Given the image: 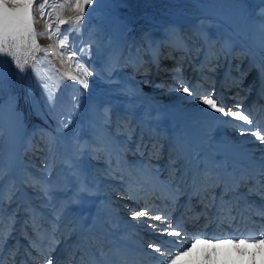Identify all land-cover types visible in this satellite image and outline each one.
Instances as JSON below:
<instances>
[{
    "label": "bare ground",
    "instance_id": "1",
    "mask_svg": "<svg viewBox=\"0 0 264 264\" xmlns=\"http://www.w3.org/2000/svg\"><path fill=\"white\" fill-rule=\"evenodd\" d=\"M234 6L229 5L225 9L214 8V6L209 12L228 20L227 23L232 30H240L241 32L237 33L243 37L245 43L241 42L236 37V33L233 34L230 29H226L227 32L216 39L213 32L203 29L204 21L183 15L179 10L172 12L171 16H167L171 18V21H174L173 23L169 24L166 20V24L157 25V34H145V31L141 33L146 42V49L149 51V55H152L151 62L154 64L150 76L142 75L137 79L140 84L139 92L146 96L155 81L164 82V80L160 82V76L154 73L157 69L159 72L168 69L165 79L167 78V82L176 89L173 92L167 91L170 92L167 104L160 107H167L165 113L156 106L142 107L138 110L132 107L128 112L135 121L133 127H137V132L139 131L140 135L145 134L148 141L149 139H168L170 142H175L174 145L180 149L183 162L177 167L179 171L175 173L176 167L169 165L163 168L167 171H165L166 175L173 178L175 187L168 180L162 178L157 173L158 170L152 171L156 165L160 167V164L151 157L155 154L153 148L149 151L146 150V147L141 149V145L138 143L131 145L126 143L127 149L135 157H128L131 163L128 162L119 143L113 142V137L109 133L107 125L102 122L98 109H92V120L103 127L116 150L110 166L105 160L104 167L105 169L110 167L112 175L116 179L117 174H124L121 181L127 182L128 185L121 186L117 183V185L99 186L98 174L93 172L95 164L90 160L91 157L88 154L91 149L96 154L99 151L98 145L96 143L90 145L89 138L85 137L77 150H70L69 152L71 154L70 159L85 170L83 175L87 177L89 184L87 190L78 184H74L73 187L74 190L76 189L74 201L86 212V216H81L78 209H65L61 203L56 210L61 214L59 218L62 220H57L61 221L60 224H63V227H58L55 224L56 221L48 213L43 214L31 204V207H28L31 198L37 199L41 205L44 202L41 198L36 197L37 194L31 193L28 196L25 193L26 190L23 185L25 182L32 186L36 183L39 184L37 179L33 177L34 175H29L28 180L22 182L24 176H22V170L19 169L18 163H20L23 144H30L28 133L26 136L22 133L25 130L24 116L16 111V101L13 99L0 105V125L6 129L9 137L13 140L11 156L8 161V172L10 177L13 175L15 180L19 182L18 188L23 194L22 196L20 194V200L10 202L6 210L7 198L1 192L4 200V214L3 229L0 235L3 238L6 235L9 237V225H11V229L15 226V229L11 239L9 238L7 241H4L3 238L0 239V260L8 257L9 264L14 262H17L15 264L26 262L28 264L32 258L33 260L36 258L43 260L41 251H46L49 245H52L56 249L53 256L60 264H65L68 260L66 257L68 252L74 255L71 264H82L83 262L84 264H95L91 256L86 255V258L85 255H82V251H78V241L84 238L81 237L83 233L85 234V226L92 224L94 229L91 228V232L95 233V237L92 238L91 243H95L94 245L98 247L99 243L96 241L99 238H104V241L101 242L104 243L103 247H108L109 264H141V262L142 264H155L153 256L149 255L152 250L147 248L148 244L175 238L160 237L153 234L150 230H145L146 225L138 224L129 217L131 209L128 208V204L132 197L129 199L127 195L123 194L125 190H120L122 187L131 186L134 188L138 182L141 183L139 187L143 186L149 200L151 197H156L159 199L158 204L164 206L165 212L167 208L170 211H175V214L171 216L175 221L182 226H190L187 228L189 236L194 233L206 232L208 237L232 238L233 235H239L245 231H247V235L248 233L253 234V230L259 233V230L264 227V217L257 214L264 210V188L260 187V162L254 157L261 158L264 154V144L255 141L251 135L241 136L233 124L225 123V120L230 118L212 119L202 111L205 106L199 102L198 95L194 98L180 91L181 86L188 85L199 94L207 91V86L212 85L219 101L224 106L229 104L228 107L235 109L231 104L237 103L238 92L244 91L236 89L237 83L242 80V76L240 74L236 79L234 73L230 72L233 66L232 58L238 59L240 55L242 56V51L247 50L249 60L240 62L241 66L238 69L239 72H242L251 64L256 66L258 70H254L252 80L255 76L259 77L260 80L257 81L252 96L257 93L258 85L264 78V20L253 17L249 3H245L241 12H239L240 10L235 11L236 7L234 8ZM184 30H188L191 37L182 38L181 35ZM178 41L180 44L177 43ZM200 53L201 55H199ZM166 56H171V59L167 60L168 62L164 58ZM140 62L142 61L140 60ZM193 69V73L187 76V71ZM206 70L207 72H204ZM209 71L217 73L213 74ZM212 81L213 84H211ZM202 84L204 85L202 86ZM229 86L231 90L229 89V93L226 94L231 95L232 98L226 99L223 90ZM161 92L164 90L160 89L157 95H161ZM248 100H243V105ZM185 108L190 110V115L181 116L179 110L182 112ZM113 125H115V121ZM16 132L20 135V140L17 139ZM145 146H148V142ZM42 156L44 157V154ZM221 171L222 174L219 176L218 172L221 173ZM132 175L135 176L134 179ZM8 178H5V181ZM215 183H219V186L217 185L216 190H210ZM44 188L42 185L40 190ZM132 196L134 195L132 194ZM42 197L45 198V194ZM151 200L154 201L155 198ZM102 209L107 211L110 209L111 212L104 215ZM16 210L18 211L15 212ZM170 211L166 213L169 216L171 215ZM28 222L31 223L29 226H27ZM42 226L46 227V231L43 232L44 242L37 243L39 234L36 235V233L38 227ZM116 226L122 228L123 235L119 236V234L117 235L118 232L114 233L117 230ZM135 237L138 242H136ZM197 238L206 237L197 236ZM239 238L243 239L245 236L239 235ZM29 239L32 240L29 243L30 246L25 248L24 242ZM126 242L134 244V246H129ZM189 242L191 241L186 243ZM172 247L175 249L177 245ZM17 251L18 254L14 256ZM78 253L80 255L76 260L75 255ZM17 256L19 259H14Z\"/></svg>",
    "mask_w": 264,
    "mask_h": 264
},
{
    "label": "rangeland",
    "instance_id": "2",
    "mask_svg": "<svg viewBox=\"0 0 264 264\" xmlns=\"http://www.w3.org/2000/svg\"><path fill=\"white\" fill-rule=\"evenodd\" d=\"M74 3L75 0H46L44 7L41 9L34 2L32 9L33 28L35 30L36 44L38 49L41 50L32 47L31 34L26 38V43L23 41L19 42L18 50H14L13 55L4 56V80L2 86H0V105H3L6 101L11 99L16 101V111L24 116L23 125L25 126V130H23L22 133H24L25 136L26 133H28L27 136L30 139V144H23L20 163H18L19 169L22 170V176H24L23 181H21L24 183L28 180L29 175H34L33 177L37 179L39 184L36 183V186H32L25 182L23 184L26 190L25 193L28 196L31 193L37 194L36 197L41 198L44 204L41 205L37 199L33 200L31 198V203H28V207L31 204V206L37 208L43 214L46 215L48 213L51 218L56 221L55 224L58 227H63V224H60L61 221L57 220H62L59 218L61 214L56 210L61 203L62 207L65 209H78L81 216H86V212L74 201L76 189L74 190L73 187L74 184H78L81 188L87 190L89 184L87 182V177L83 175L85 170H83L81 166H77V164L70 159L71 154L69 152L70 150H77L85 137L89 138L90 145L91 143H96L98 145L99 151L96 154L92 149L88 154L91 157L90 160L95 164L93 172H95L96 175L98 174L100 187H104L107 184L117 185V183L121 186L124 184H126V186L128 185L127 182L124 183L121 181L124 174H117L116 179L112 175L111 168L105 169L104 167L105 160L109 163L108 166H110L113 161L116 151L113 145L114 141L119 143V146L123 152H125V157L127 156V161L130 163L131 161L128 157H135L132 156L129 149H127L128 146H126V143L130 145L138 143L141 145V149L146 147V150L149 151L153 148L155 154L151 157L156 163L160 164V167L156 165L155 168H152V171L158 170L157 173L175 187L173 178L170 177V175H166L167 171L163 170V168L169 165L170 167H176L175 173L179 171L177 167L183 162L180 149L178 146L174 145L175 142H170L168 139H149L148 141L145 134L140 135L139 131L137 132V127H133L135 121L128 112L132 107L138 110L142 107L147 108V106H156L159 109L161 106L167 104L169 99L168 95L170 93L167 91L173 92V90L176 89L167 82V78L165 79V74L168 69H164L161 72L157 69L154 73L160 76V82L163 80L164 82L158 83L155 81V83L152 84L150 92L146 94V96L144 94L141 95L139 92L140 84L137 79L139 76L142 77V75L150 76L154 64L151 62L152 55H149V51L146 49V42L141 33L145 31V34H157V25H160V23L166 24V20L169 24L173 23L174 21H171V18L167 16H171L172 12H178L179 10L183 15H188L190 18H197V20H201L202 22L204 21L202 25L203 29L213 32L216 39H219L222 34L224 35L227 32L226 29L232 30V28L228 25V20L219 18L209 12L214 6V8L219 7L220 9H225L229 5H235L234 8L236 7L237 9L235 8L234 10L237 12L240 10L239 12H241L245 3H249L253 11V17L264 20V0H236V2L235 0H98V3L97 0H94L93 5H90L94 8L90 17L88 16V12L85 11V19L82 21L80 31L75 34H70V38L75 39L77 49L83 47L88 51V60L95 69V76L88 77L89 89L82 90L87 91L88 94L80 95L70 86L56 87L60 78L59 73L70 72L71 74H76L74 71V62L61 63L60 53L63 50L60 48L59 39L62 38V36L58 34L59 29L72 28L74 26V17L77 15V12L73 7H70V5H74ZM59 5H64V7L60 8ZM9 7H12V5L9 4ZM41 11L44 13L43 17L40 16ZM227 17L229 16L227 15ZM59 19L69 21V26L68 24L59 25ZM178 23L180 24V22ZM49 25H52V27H49ZM237 32L241 31L232 30V33H236V37L241 42H244L243 37ZM41 33H44V35H41ZM189 35V31L184 30L181 37L186 39L191 37V35ZM179 41L177 42L178 44H180ZM199 55H201V53ZM14 57H18L20 64L24 65V72H21L17 67L14 62ZM170 57L171 56H166L164 58L167 61L171 59ZM64 58L66 60L67 53H64ZM246 59L249 60L247 50L244 52L242 51V56L240 55L238 59L232 58L233 66L230 72L234 73L236 79L238 75L241 74L242 80L237 83L236 89L243 90L244 92H238V102L232 103L231 105L235 108L238 103L242 104L243 108L248 110L258 123H263L262 125H264V78L261 79L258 85L257 93L252 96V91H254L257 81L260 79L255 76L252 80L254 70H258L253 64L245 68L244 71L242 70V72H239L238 67L241 66L240 62L243 63ZM25 60L27 61L26 65L24 64ZM140 60L142 62H140ZM70 63L72 64L71 69L69 68ZM193 71L194 69L187 71V76L188 74H192ZM204 72H207V70ZM209 72L213 74L217 73L215 71ZM44 82H47L49 88L55 90L57 93L58 102L55 107H49L47 104L46 93L43 88ZM66 83L67 85H71L75 82L68 80ZM213 83L212 81L211 84ZM203 85L204 84H202V86ZM160 89H163L164 92H161V95H157ZM206 89L207 91H212L214 87L209 85ZM229 89L230 86L223 90L226 99L229 97L232 98L231 95L229 96L226 94L229 93ZM248 98L250 99L248 100ZM243 100L248 101L243 105ZM76 101H78V103H76ZM228 106L229 104L225 105V107ZM251 108L253 109L251 110ZM92 109H98L97 111H99L101 115L102 122L107 125L108 131L113 137V142L110 140L103 127L92 120ZM166 109V106L160 108L164 113ZM179 112L181 116L190 115V110L187 108L182 112L179 110ZM114 121L115 125H113ZM65 122H69L67 127L63 126ZM16 136L17 139L20 140L18 132H16ZM12 142L13 140L9 137L6 129L2 128L0 125V193L2 192L6 195L5 197L8 202L5 208L6 210L10 202L19 198L21 199L23 195L21 194V189L18 188L20 185L19 182L15 180L13 175L11 178L8 172V161L11 156ZM147 142L148 146H145ZM38 144L40 147L37 146ZM127 150L128 152H126ZM40 152L41 154L39 155ZM254 158L261 163L260 158ZM219 174H222V171L221 173L218 172V175ZM5 178H8V180L5 181ZM132 178L134 179L135 176L132 175ZM140 184L141 183L138 182V186L136 185L134 188L129 186L128 188L122 187L120 190H125L123 194L127 195L129 199L132 197V200L129 201L128 204V208L131 209L129 217L132 216L133 210L139 211L145 206L151 208L154 214H159L161 211L169 213L170 210H168V208L165 212L164 206L158 204L159 199L156 197H151L149 200L143 186H140L141 188L139 187ZM42 185L43 188L45 187V190H40ZM217 185L219 186V183L213 184L210 190H216ZM5 186L8 188L6 187L5 189ZM207 190L209 191V189ZM13 193H15L14 198L9 199V197L13 196ZM43 194H45V198L42 197ZM132 194L134 196H132ZM145 196L146 198H144ZM153 198H155L154 201L151 200ZM102 210L104 215L111 212L110 209L108 211ZM17 211L18 210L15 212ZM170 213L171 217L175 214V211H170ZM152 222L157 223L156 221ZM29 224L31 223L28 222L27 226H29ZM91 225L92 224H88L85 226L86 231L81 238L84 237L83 239L86 240L80 239L78 241V251H82V255L91 256L95 264H109L108 247H103L104 243L101 242L102 240L104 241V238H99V242L96 241L99 243V248L94 245L95 243H91L92 238L95 237V233L91 232ZM186 227L189 228L190 226L187 225ZM4 228H6V226H4ZM14 229L15 226L11 229V225H9V237L6 235L3 238L4 241L14 236ZM92 229H94V227ZM116 229L114 233L118 232L117 235H123L124 232L121 227L116 226ZM145 230L148 229L146 228ZM44 231H46V227H38V232L36 233V235L39 234L37 243L44 242ZM87 236L89 237L86 238ZM135 240L138 242L136 237ZM30 241L32 240L29 239L24 242L25 248L30 246ZM126 243L129 246H134V244L129 242ZM144 246H146V244H144ZM187 246L191 247V242H189ZM207 247L208 246L203 244L197 245L196 248L193 249L191 256L184 257L178 264H196L200 253ZM49 250L50 249L47 248L46 251ZM54 253H52V255H54ZM247 253L248 254L244 257H239L232 246H221L219 255L216 258V264H248V261L252 259L250 255L252 253H255V264H264V246H262L260 250L250 246L247 248ZM16 254H18V251L14 256H16ZM79 255L80 253L75 255L76 260ZM66 257L68 258L66 262L71 264L74 260V255L68 252ZM17 258L19 259V256L14 259ZM2 261L5 262L4 264H9L10 262L8 257L3 258ZM29 261L31 262H28V264H44V259L41 260V258H36L34 260L32 258ZM15 263L17 262L13 264ZM24 264H27V262ZM82 264H84V262Z\"/></svg>",
    "mask_w": 264,
    "mask_h": 264
},
{
    "label": "snow or ice",
    "instance_id": "3",
    "mask_svg": "<svg viewBox=\"0 0 264 264\" xmlns=\"http://www.w3.org/2000/svg\"><path fill=\"white\" fill-rule=\"evenodd\" d=\"M34 2L42 9L46 0H0V86H2L4 80V56L13 55V51L18 50L19 42L23 41L26 43V38L29 34H31L32 47L37 48V50H41L38 49L36 44L35 30L33 28L32 9ZM93 3L94 0H75L74 5H70V7H73L77 12V15L74 17V26L72 28L59 29L58 33L59 36H62V38L59 39L60 48L63 50L60 53L61 63L74 62V71L76 74H71L70 72L59 73L60 78L56 87L70 86L80 95L88 94L87 91L82 90L89 89L90 85L88 77L95 76V69L88 60V51L83 47L77 49L75 39L70 38V34H75L80 31L82 21L85 19V9L87 8L88 16L90 17L94 8L87 6L93 5ZM9 4H11L12 7H9ZM59 7L63 8L64 5H59ZM40 16H44L42 11ZM58 23L59 25H66L69 21L59 19ZM49 27H52V25H49ZM41 35H44V33H41ZM64 53H67L66 60L64 58ZM14 62L21 72L25 71V67L20 64L18 57H14ZM24 64H27L26 60ZM69 68H72L71 63L69 64ZM68 80L75 83L67 85L66 81ZM43 88L46 93L47 104L49 107H55L58 102L56 91L50 89L47 82L43 83ZM180 91L185 93L187 96L194 98L198 95L199 102L205 106L202 111H204L205 114L209 115L212 119L230 118L225 120V123L233 124L234 127L239 130V134L241 136L251 135L255 138V141H259L260 144H264V125L258 123L248 110L243 108L242 104L238 103L235 106V109L225 107L224 104L219 101V98L216 97L214 90L197 94L194 88L188 85H183L181 86ZM76 103H78V101H76ZM68 123L69 122H65L63 126L67 127ZM260 160V187L264 188V154H262ZM14 196L15 193H13V196L9 197V199L14 198ZM3 214L4 200L3 194L0 193V233H2L3 229ZM257 214L264 217V210L259 211ZM131 219L136 221L138 224L146 225L147 229L153 234L159 235L160 237L175 238L171 240H163L160 243L148 244V248L152 250L149 255L153 256L155 264H178V262L184 257L191 256L193 249L200 244L208 247L200 253L196 264H216V258L219 255V250L221 246L224 245L232 246L239 257H244L248 254L247 248L249 246L256 247L258 250L264 246V235H262V233H264V227L259 230V233L253 230V234L251 236L247 235V231L239 233V235L245 236L243 239L239 238V235H233L232 238L208 237L206 232L194 233L189 236L186 225L182 226L179 222L175 221L163 211L159 214H154L148 206H145L139 211L133 210ZM152 221L159 223H153ZM197 236L206 238H197ZM2 238V235H0V239ZM189 240L191 241V247H188L186 243ZM173 245H177V247L173 249ZM49 248V251H41L40 253L44 259V264H60V262L52 255V253L56 251L55 247L49 245ZM250 255L252 259L248 261V264H255V253ZM0 264H3L2 260H0ZM65 264H68V262H65Z\"/></svg>",
    "mask_w": 264,
    "mask_h": 264
}]
</instances>
